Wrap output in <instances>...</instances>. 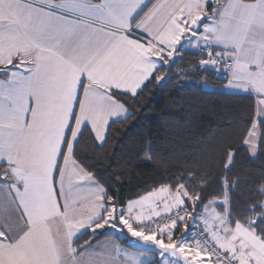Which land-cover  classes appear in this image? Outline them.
Segmentation results:
<instances>
[{
  "label": "snow or ice",
  "instance_id": "1",
  "mask_svg": "<svg viewBox=\"0 0 264 264\" xmlns=\"http://www.w3.org/2000/svg\"><path fill=\"white\" fill-rule=\"evenodd\" d=\"M185 44L255 108L222 171L125 205L89 142L104 151L125 101ZM240 151L264 153V0H0V264H145L149 253V264H264V167L234 173ZM106 228L148 248L77 245L81 230Z\"/></svg>",
  "mask_w": 264,
  "mask_h": 264
},
{
  "label": "trees",
  "instance_id": "2",
  "mask_svg": "<svg viewBox=\"0 0 264 264\" xmlns=\"http://www.w3.org/2000/svg\"><path fill=\"white\" fill-rule=\"evenodd\" d=\"M197 57L192 51L181 53L155 71L137 97L125 101L129 114L121 122L110 124L109 141L102 153L89 142L88 155L96 159L97 170L111 185L109 194L118 195L121 203L161 184L174 187L182 175L186 179L193 170H200L202 175L222 171L225 147L240 146L239 137L255 108V99L221 91L223 83L208 71H189L196 66ZM157 76L164 79L157 81ZM205 83L212 89H204ZM261 167L264 153L253 158L240 151L233 172L256 173ZM207 191L216 194L220 188L212 184ZM236 196L240 199H233L234 216L244 212V197L239 191ZM212 198L215 196L210 195ZM100 233L92 239V233L86 230L77 238V245L88 241L93 244L109 236L126 244L117 235Z\"/></svg>",
  "mask_w": 264,
  "mask_h": 264
},
{
  "label": "rangeland",
  "instance_id": "3",
  "mask_svg": "<svg viewBox=\"0 0 264 264\" xmlns=\"http://www.w3.org/2000/svg\"><path fill=\"white\" fill-rule=\"evenodd\" d=\"M205 85H209V84L205 83ZM133 200H135V199H133ZM103 231H106V232H108V233H110L112 235H117L119 238H124L126 240V244H124L123 242H120L121 248L126 250L132 256H137L141 250H144V249L148 248V246L145 245L143 242H138L136 240V238L131 237L126 232V230L123 233H120V232H115L113 229L106 228V229L97 230V234L100 233V232H103ZM139 258L141 260L145 261V264H149V261L152 259V256L149 253V254H146L144 256H140ZM121 259H123V257H121ZM156 259H159V257H156Z\"/></svg>",
  "mask_w": 264,
  "mask_h": 264
},
{
  "label": "crops",
  "instance_id": "4",
  "mask_svg": "<svg viewBox=\"0 0 264 264\" xmlns=\"http://www.w3.org/2000/svg\"><path fill=\"white\" fill-rule=\"evenodd\" d=\"M94 2H95V1H94ZM96 2H99V0L96 1ZM154 2H156V0H146V3H148L149 6H151V4L154 3ZM177 47H179V46H177ZM193 50H195V48H192L190 45L185 44V46L180 50V53L174 54L173 59H174L175 57L179 56L181 53H184V52H191V51H193ZM154 72H155V71H154ZM154 72H153V73H154ZM152 75H153V74H152ZM203 88L206 89V90H211V89H212V87H211L210 85H205V84H203ZM219 89H220L221 91H223V92H226V93L246 94V93H243V92H242L241 90H239V89H235V88H230V87H228V84H227V83H223ZM138 91H139V90H138ZM128 114H129V112H127L126 116H128ZM119 119H120V120H124L125 117L122 116V117H120ZM85 231H86V229L81 230V232L78 233V237H80ZM78 237H77V238H78ZM99 243H105V244L117 243V244L120 245V241H119L117 238L113 237V236L105 237V238H103V239H101V240H99V241L93 243V245H96V244H99ZM120 246H121V245H120Z\"/></svg>",
  "mask_w": 264,
  "mask_h": 264
},
{
  "label": "built area",
  "instance_id": "5",
  "mask_svg": "<svg viewBox=\"0 0 264 264\" xmlns=\"http://www.w3.org/2000/svg\"><path fill=\"white\" fill-rule=\"evenodd\" d=\"M193 53H196L198 55L197 57V63L195 67L192 68H188L189 71L192 70H201V65L199 63L200 59L202 58V54L199 52L198 49H195L192 51ZM203 58H207L206 55L203 56ZM208 72L211 73L212 77L218 81H221L222 83H227V76L222 72V71H216V70H209ZM189 237H191L193 235V233L191 232V230L188 233Z\"/></svg>",
  "mask_w": 264,
  "mask_h": 264
}]
</instances>
